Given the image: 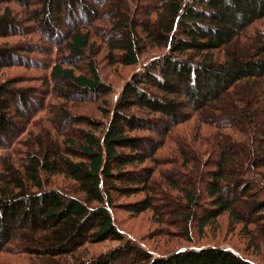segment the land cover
<instances>
[{"label":"trees","instance_id":"obj_1","mask_svg":"<svg viewBox=\"0 0 264 264\" xmlns=\"http://www.w3.org/2000/svg\"><path fill=\"white\" fill-rule=\"evenodd\" d=\"M92 1L93 7L84 0H6L21 6L25 19L16 18L7 7L0 10V39L28 34L31 28L21 27L22 22L40 25L36 32L61 57L54 62L51 76L69 87L72 99L76 93L104 96L108 90L91 64L90 76L74 72L77 60L85 58L95 23L111 24L109 30L96 29L99 40L108 41L111 49L106 58L109 65L136 66L154 48L165 53L134 73L113 109L103 111L104 118L110 114L107 125L69 116L66 120L72 126L88 128L75 129L80 137L77 145L50 123L49 129L41 127L40 135L29 133L19 144L25 150L22 161L17 160V151H9L14 138L25 132L21 125L28 126L43 110L37 102L40 97L29 90L15 94L14 81L0 82V151L7 152L0 173V253L27 240L35 247L26 251L36 258L62 264L60 259L74 257L85 246L116 243L117 247L79 264H254L238 252L217 246L153 258L124 237L110 211L117 209V196L139 194L145 198L129 205L130 212L139 215L153 210L150 181L159 164L156 154L171 130L194 113L201 118L211 110L217 118L227 112L230 119L225 125L214 120L212 126L239 132L245 140L231 136L223 143L222 135L214 139L218 156L216 162L208 163L213 169L204 189L200 179L187 178L192 193L185 197L188 225L183 234L190 240V219L202 233L223 216L245 226L255 222L249 218L255 215L264 243V199L260 198L264 193V119H258L264 116V0H143L146 5L139 11L145 20L141 22L136 20V8L142 0ZM75 5H81L84 25L73 11ZM51 12L67 20L66 32L52 27ZM115 38L119 41L110 43ZM6 46L0 48V75L15 64L30 66V59L15 52V46ZM33 48L39 47L28 49ZM221 55L223 61L215 59ZM54 90L55 96L63 97V88ZM38 92L41 100L43 94ZM137 132L149 135L134 136ZM147 162L154 166L146 167ZM186 164L190 163L185 160ZM190 174L199 175L194 164ZM250 175L255 179H249ZM56 181L57 186L51 187ZM168 184L178 191L175 182ZM200 200L207 203L200 205Z\"/></svg>","mask_w":264,"mask_h":264},{"label":"rangeland","instance_id":"obj_2","mask_svg":"<svg viewBox=\"0 0 264 264\" xmlns=\"http://www.w3.org/2000/svg\"><path fill=\"white\" fill-rule=\"evenodd\" d=\"M1 1L7 3L6 0H0V2ZM84 1L86 5L93 7L94 1ZM142 1L137 3L136 8L138 11L136 20L138 22L145 20V17L141 13L142 10L139 11V7H144L146 5V2ZM130 5L132 6L134 4ZM6 7L11 9L12 12H15L16 18L22 20L25 19V11L18 4H0V10H4ZM80 8L81 5H75L73 11L78 16L77 19L79 22H82L80 25H84L85 22L81 20L83 19V14L79 12ZM40 18H42V16H40ZM50 20L54 29L62 32H66L68 29V23H66L67 20L62 15L51 12ZM95 24L96 25L91 28L94 32V37L91 38L89 48L84 53L85 58L77 60L78 64H76L74 72L76 76L83 74L90 76L88 66L90 64L94 66L98 73L99 81L108 87V90L104 91V96H101V94L98 93L97 95L91 94V96L86 94L79 95V93H76L73 94L74 97L72 99V94H70L72 92H69V87L66 84H63L61 80H54L51 76V70L54 62L61 57L57 58V55L54 54V48L49 47L48 44L42 40V34L39 35L36 32V28H40V25L38 27L37 25L34 26L33 24H24V22H22L21 27L31 28L29 29L28 34L0 39V48H5L7 47L6 45H10V47L15 46V52L18 54H24V56L30 59V66L15 64V67L3 70L0 75V82L4 80L14 81L13 85L15 87V94L23 90H29L27 93L32 96L36 95L35 97L37 99L39 97L41 98L38 91H41L43 94L42 99L40 100L39 98L37 101L41 104L43 110L33 117L28 126H26L25 123L21 125V128L25 130V132H21L16 139L14 138L13 144H11L9 152L14 151L15 153L17 151V160L21 159L22 161L25 155V150L19 148V144L27 140L29 133L34 137L40 135L39 128L41 129V127H45L49 129L48 127H50V123H52L53 126L59 127L58 132L63 133L65 135L64 137L70 135L68 139L74 138L77 141V145L80 142V137L76 136L75 129L88 130V128L83 126H72V122L66 120L69 116L76 115L78 117L90 118L101 125H107L110 119V114L108 117L104 118L103 111H110L113 109L116 101L120 97L123 87L131 79L134 73L143 70V68L152 60L165 53V50L154 48L151 51L145 52L140 57L136 66L123 67L118 64L109 65L106 58H108V52L111 49L108 46V41L103 42V40H99L101 38L97 36L96 29L109 30L111 24H107L106 22ZM119 33H121V31H119ZM117 41L119 40L116 38L110 39V43H115ZM33 45L39 48H33L32 51H30L31 49L28 48L33 47ZM67 56L69 55L67 54ZM33 59L38 61V63H32ZM215 59L219 61L224 60L222 55L219 57L215 56ZM56 87L64 89L62 98H60L59 95L55 96L53 93L55 92L54 88ZM86 99L87 101H84ZM217 105L221 106L218 103ZM214 107H216V105H214ZM133 111L137 112L136 110ZM183 111H185V109ZM186 111L188 110L186 109ZM63 112L66 113V116H64ZM213 113V111L207 110L201 118L194 113L186 123L176 126L168 134L162 148L156 154V157L159 158V164L157 167H154L153 176L150 181V190L153 191V210L143 212L139 215L130 212L128 206L143 200L145 194H139L128 198L117 196L115 201L117 209L110 211L111 215L115 221V226L124 237L133 244L138 245L153 258L163 257L180 250H197L217 246L229 251L238 252L242 257L248 259L254 264H264V243L261 241V237L258 233L259 224H257L255 215L249 217L250 220H255V222L248 223L246 221L247 225L245 226H242L241 224L234 225L232 219H228L227 215L223 216L218 218L215 223L206 227L202 233L198 232V228L195 227V220L190 219V240L186 239L183 234L186 225H188L185 197L187 194L192 193L188 186L187 178H191L195 181L200 179L201 182L199 186H206L208 183V172L213 169L208 163L211 161V163L216 162L218 156V152H216L218 147L214 141L218 136L222 135L224 137L222 139L223 143L226 142V139H231V136L237 141L245 140V137L242 136L243 134H239V132H230L212 126L214 120L220 125H225L227 120L230 119V115L227 112L217 118ZM156 118H158V116ZM260 118L264 119V116L259 117V121ZM15 122L17 124L22 123L16 118ZM255 126L260 128L256 123ZM235 134L237 136H234ZM133 135L148 136L149 134L146 132H137ZM62 139L63 138L61 137V140ZM6 153L7 152L5 151H0V173L2 172V166H5L3 162ZM185 160L191 165L194 164L196 172L198 173L199 171L198 176L191 174V176H188L191 165L186 164V166H184L183 163ZM200 162L204 164L203 168H200ZM144 165H148L146 167L154 166L149 162ZM248 178L255 179L252 175ZM61 180L62 178H59L60 187L62 186ZM170 181L175 182L178 186V191H174L169 187L170 185L168 183ZM55 186H57V181L55 185L51 187ZM262 186L264 189V183H262ZM263 195L264 193L260 195L261 199H264ZM203 203L206 204L207 202L204 200L199 201L200 205ZM239 207L246 211V208L241 204H239ZM241 218L246 219L243 215H241ZM249 232L254 233L252 238L249 237ZM117 246L118 244L116 243H104L95 246L88 245L74 254V257L69 256L60 259V261H62L60 263L79 264L84 261L87 262L88 260L94 259ZM34 247L35 245L28 243L27 240L15 242L9 246L7 250L0 253V264L54 263L52 260H47L46 257L44 259L36 258L31 254L30 250L26 251V249ZM257 247L258 249H256ZM13 248H15V250L12 251Z\"/></svg>","mask_w":264,"mask_h":264}]
</instances>
